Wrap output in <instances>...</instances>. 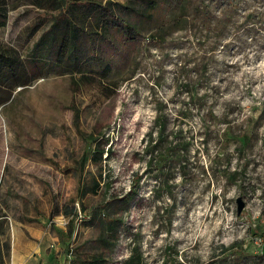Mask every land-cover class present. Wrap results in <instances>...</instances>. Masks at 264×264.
<instances>
[{"label": "rangeland", "instance_id": "1", "mask_svg": "<svg viewBox=\"0 0 264 264\" xmlns=\"http://www.w3.org/2000/svg\"><path fill=\"white\" fill-rule=\"evenodd\" d=\"M8 2L0 41L25 57L37 11ZM148 29L117 56L114 95L98 82L74 92L69 73L0 85L9 264H71L76 245L109 264L131 252L128 264H253L264 254V0H164ZM101 132L113 153L96 165ZM93 178L101 188L81 198L80 181ZM72 205L75 216L63 212Z\"/></svg>", "mask_w": 264, "mask_h": 264}, {"label": "trees", "instance_id": "2", "mask_svg": "<svg viewBox=\"0 0 264 264\" xmlns=\"http://www.w3.org/2000/svg\"><path fill=\"white\" fill-rule=\"evenodd\" d=\"M29 1L37 14L27 28L28 37H33L36 33L39 35L33 41L32 48L25 57L21 56L15 46L0 41V85L14 89L17 86L25 87L41 75L50 72L69 73L74 92L82 84L98 82L109 96L117 93L119 86L117 81L110 80L116 67L117 56L122 55L123 50L131 48L146 34L164 2V0ZM10 8L8 0H0V29L7 25ZM163 31H149L148 29L147 37L163 42L167 37ZM63 48L64 51H62ZM60 57H62L61 60ZM109 80L110 83H106ZM159 123L162 127L161 118H159ZM109 136L101 132L98 138L96 136L93 139L94 147L89 156L91 163L99 165L113 153L109 145ZM171 146L170 143L167 152L171 151ZM167 152L166 155L169 156L170 153ZM86 159L83 156L78 161L80 166H77L76 170L79 178L83 175ZM148 163L152 165L155 163L154 159L150 158ZM140 175L139 172H134L133 178L139 179ZM105 187H107L106 183ZM99 188H101L99 178H93L90 184L80 181L79 195L82 198L90 193L97 194ZM126 196L130 198L129 194ZM86 209L87 207L83 204L79 211L83 212ZM63 212L73 216L78 214L74 205L66 206ZM105 213L104 211L102 214ZM92 217H95V214L90 217V220L84 221L91 222ZM111 221L118 220L112 219ZM68 229L71 235L74 228L69 226ZM115 232L116 230H113L111 233ZM7 234L6 214H0V264H4L7 255L10 256L9 240L2 241V237ZM100 241L105 244V247L113 245L109 237L106 238L105 235L100 238ZM71 250V264H109V260L103 258L105 256L103 252L90 255L80 245H76ZM226 250L227 248L222 245L221 253ZM132 254L131 252L124 264H128V261L132 259ZM241 257L239 263H243L245 256ZM254 257L251 263L264 264V254H256ZM211 264H218V262H211Z\"/></svg>", "mask_w": 264, "mask_h": 264}, {"label": "water", "instance_id": "3", "mask_svg": "<svg viewBox=\"0 0 264 264\" xmlns=\"http://www.w3.org/2000/svg\"><path fill=\"white\" fill-rule=\"evenodd\" d=\"M242 208H243V204L239 201L238 212H240Z\"/></svg>", "mask_w": 264, "mask_h": 264}, {"label": "crops", "instance_id": "4", "mask_svg": "<svg viewBox=\"0 0 264 264\" xmlns=\"http://www.w3.org/2000/svg\"><path fill=\"white\" fill-rule=\"evenodd\" d=\"M8 233H9V231H8ZM11 255V254H10ZM10 262V261H9ZM9 262L7 261V259H5V261H4V264H9ZM11 264H12V261H11ZM48 264H49V262H48Z\"/></svg>", "mask_w": 264, "mask_h": 264}]
</instances>
